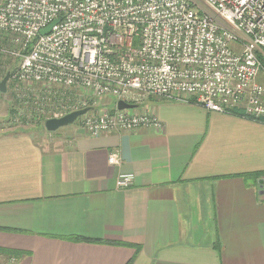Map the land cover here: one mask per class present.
<instances>
[{
  "label": "crops",
  "instance_id": "0c3cea01",
  "mask_svg": "<svg viewBox=\"0 0 264 264\" xmlns=\"http://www.w3.org/2000/svg\"><path fill=\"white\" fill-rule=\"evenodd\" d=\"M135 109L162 128L0 132V264H264L249 175L264 171V123L159 97Z\"/></svg>",
  "mask_w": 264,
  "mask_h": 264
},
{
  "label": "built area",
  "instance_id": "2783aa9c",
  "mask_svg": "<svg viewBox=\"0 0 264 264\" xmlns=\"http://www.w3.org/2000/svg\"><path fill=\"white\" fill-rule=\"evenodd\" d=\"M263 61L264 0H0V72L13 68L14 124L88 108L74 123L91 136L162 128L147 110L101 103L108 96L191 102L257 120ZM107 161L121 157L115 150ZM257 181L264 187V174ZM132 183L130 173L115 180L117 189Z\"/></svg>",
  "mask_w": 264,
  "mask_h": 264
},
{
  "label": "rangeland",
  "instance_id": "374dc122",
  "mask_svg": "<svg viewBox=\"0 0 264 264\" xmlns=\"http://www.w3.org/2000/svg\"><path fill=\"white\" fill-rule=\"evenodd\" d=\"M263 75H259V78L264 81ZM2 77H0L1 79ZM6 85L8 88L4 93L0 92V132H9V131H25L32 133L33 135H38L39 133H47L44 127V121L49 118H56L53 115L52 111H43V113L33 116L31 118H27L26 123L14 124L12 120L9 118L8 110L11 109L14 111L15 103H14V89L13 84L8 80ZM101 103L104 105H108V107L113 108L116 104V98L112 96H108L106 98L101 99ZM9 118V119H8ZM74 124V123H72ZM66 126H70L66 125ZM64 126V127H66ZM61 128V127H60ZM59 129V128H58Z\"/></svg>",
  "mask_w": 264,
  "mask_h": 264
},
{
  "label": "water",
  "instance_id": "95a60500",
  "mask_svg": "<svg viewBox=\"0 0 264 264\" xmlns=\"http://www.w3.org/2000/svg\"><path fill=\"white\" fill-rule=\"evenodd\" d=\"M57 21L58 19L54 20L49 25H47L44 29H42L41 34L46 33L50 29L51 25H53ZM8 79H9V72H6V74L0 79V92L4 93L6 91L7 89L6 83ZM116 106L118 109H132V108H135L136 105L126 102L124 100H118L116 102ZM87 109L88 108H82L79 110L69 112L58 118L46 119L44 121V127L47 131H55L60 127L72 124L77 119V117L83 114Z\"/></svg>",
  "mask_w": 264,
  "mask_h": 264
},
{
  "label": "trees",
  "instance_id": "16d2710c",
  "mask_svg": "<svg viewBox=\"0 0 264 264\" xmlns=\"http://www.w3.org/2000/svg\"><path fill=\"white\" fill-rule=\"evenodd\" d=\"M263 68H264V61H263ZM12 69H13V68H7V69L5 70L4 73H3V72H0V77H3V76L5 75L6 72H9V71L12 72ZM11 72H10V74H11ZM7 88H8V86H7ZM230 113H232V114H238V115H240V116L243 115L242 112L239 111V110H233V111L230 112ZM8 114H9V118H10V117L12 118L13 115H14V112H13L11 109H9V110H8ZM9 118H8V119H9ZM11 118H10V120H11ZM21 121H22L21 123H26V120H25L24 118H22ZM257 121H260V122H263V123H264V117H260V118H258ZM261 174H264V171H261V172H252V173H250L249 175H253V176H255V177H256V180H257V177H258L259 175H261ZM76 238H78V237H76ZM79 239H83V240H84V239H86V238L79 237ZM127 264H130V261H128Z\"/></svg>",
  "mask_w": 264,
  "mask_h": 264
}]
</instances>
